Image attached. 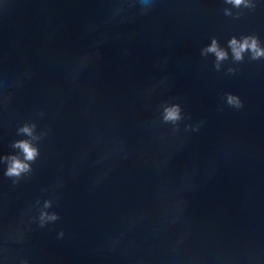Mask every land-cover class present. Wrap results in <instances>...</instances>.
I'll list each match as a JSON object with an SVG mask.
<instances>
[{
  "label": "water",
  "instance_id": "1",
  "mask_svg": "<svg viewBox=\"0 0 264 264\" xmlns=\"http://www.w3.org/2000/svg\"><path fill=\"white\" fill-rule=\"evenodd\" d=\"M233 39L264 50V0H0V264H264V55Z\"/></svg>",
  "mask_w": 264,
  "mask_h": 264
},
{
  "label": "clouds",
  "instance_id": "2",
  "mask_svg": "<svg viewBox=\"0 0 264 264\" xmlns=\"http://www.w3.org/2000/svg\"><path fill=\"white\" fill-rule=\"evenodd\" d=\"M229 2L239 6L240 4L244 3L245 0H229ZM230 43L236 59H240L242 57V53L249 48L253 51L256 57L264 55V50H261L258 47L257 41L255 39H245L242 43L233 39ZM209 51L216 53L220 59L225 58L226 53L218 49L215 41L213 42ZM176 115L177 113L174 110L169 112V118H175ZM21 131L29 135L31 134V129L28 127L23 128ZM17 147L21 148L25 153V160H32L37 155V150L33 148L28 142H21L17 145ZM28 167L29 165L27 163L13 158L8 169V175H19L21 172L26 171Z\"/></svg>",
  "mask_w": 264,
  "mask_h": 264
}]
</instances>
